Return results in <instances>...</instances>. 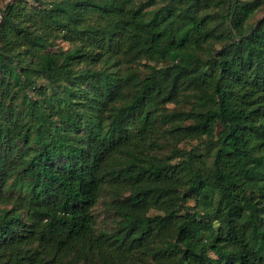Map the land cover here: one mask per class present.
Listing matches in <instances>:
<instances>
[{
  "label": "trees",
  "instance_id": "1",
  "mask_svg": "<svg viewBox=\"0 0 264 264\" xmlns=\"http://www.w3.org/2000/svg\"><path fill=\"white\" fill-rule=\"evenodd\" d=\"M261 9L5 3L0 264H264ZM194 138L205 151L181 153Z\"/></svg>",
  "mask_w": 264,
  "mask_h": 264
},
{
  "label": "rangeland",
  "instance_id": "2",
  "mask_svg": "<svg viewBox=\"0 0 264 264\" xmlns=\"http://www.w3.org/2000/svg\"><path fill=\"white\" fill-rule=\"evenodd\" d=\"M9 0H0V8L5 5ZM30 2L31 0H27ZM264 16V9H261L260 11L256 12L254 19H258ZM56 47H62L67 48L69 47V43L67 41L57 40ZM41 82V81H39ZM204 141L202 138H194L186 141H181L178 143L177 147L181 153H186L190 150L196 151L197 149H200L199 151L203 152L205 151L204 147ZM168 150H163V153L167 152ZM176 159H174L175 161ZM110 200L108 195H103L98 203L95 205L93 212L96 217V226L100 230H107L111 231L114 228V215L109 210L107 202ZM191 204L192 201H189ZM152 213H155L156 211H151ZM210 236L209 233H204L202 237L208 238Z\"/></svg>",
  "mask_w": 264,
  "mask_h": 264
}]
</instances>
